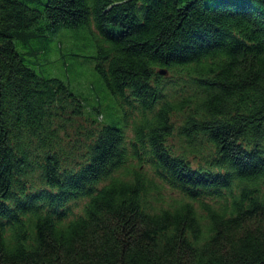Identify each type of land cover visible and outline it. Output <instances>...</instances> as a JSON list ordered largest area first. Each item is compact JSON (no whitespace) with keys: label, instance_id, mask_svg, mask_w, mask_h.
<instances>
[{"label":"trees","instance_id":"16d2710c","mask_svg":"<svg viewBox=\"0 0 264 264\" xmlns=\"http://www.w3.org/2000/svg\"><path fill=\"white\" fill-rule=\"evenodd\" d=\"M82 28L123 127L31 67ZM0 264H264V0H0Z\"/></svg>","mask_w":264,"mask_h":264},{"label":"rangeland","instance_id":"374dc122","mask_svg":"<svg viewBox=\"0 0 264 264\" xmlns=\"http://www.w3.org/2000/svg\"><path fill=\"white\" fill-rule=\"evenodd\" d=\"M31 49H43L44 53L32 52L30 56L36 58L32 64L37 73L44 78H58L68 84L70 90L84 98L88 110L94 107H109L104 112L103 121L115 126L123 127L121 112L110 95L100 73L96 69V47L92 35L87 28L79 30L64 29L43 41L31 43ZM20 51L22 48L18 47ZM132 137L129 127L126 131Z\"/></svg>","mask_w":264,"mask_h":264},{"label":"water","instance_id":"95a60500","mask_svg":"<svg viewBox=\"0 0 264 264\" xmlns=\"http://www.w3.org/2000/svg\"><path fill=\"white\" fill-rule=\"evenodd\" d=\"M160 73L161 74H166V71L165 70H161Z\"/></svg>","mask_w":264,"mask_h":264}]
</instances>
